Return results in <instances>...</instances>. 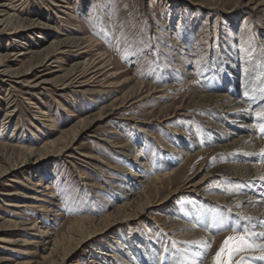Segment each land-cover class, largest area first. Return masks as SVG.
<instances>
[{
	"label": "rangeland",
	"instance_id": "obj_1",
	"mask_svg": "<svg viewBox=\"0 0 264 264\" xmlns=\"http://www.w3.org/2000/svg\"><path fill=\"white\" fill-rule=\"evenodd\" d=\"M239 2L27 0L19 12L23 18L40 12L45 24L56 27L37 44L48 45L64 35L93 41L90 47L67 49L55 57V63L39 73L44 80L59 74L58 64L92 62L100 67L99 53L109 62L101 66L97 79L88 84H84L88 78L81 79L70 90H61L54 82L42 83L33 89L18 84L8 99V82H0V141L34 149L15 175L9 174L0 180V225L5 221L0 227V240H19L14 244L0 242V264H176L177 248L185 252L189 247L187 242L201 240L212 244L203 259V264L210 262L219 243L231 233L213 235L193 225L205 219L210 224L223 207L227 215L225 205L219 208L210 198L202 200L185 194L183 198L177 197L175 208L166 212L169 203L168 193L164 192L165 195L152 198L151 206L140 213L139 198L135 195L153 174L183 166L179 158L182 152L188 156L210 149L209 138L213 136L205 134L207 125L201 122V116L207 114H196L190 105L186 107L184 89H172L183 85L186 72L190 73V80L194 79L203 88L207 77L214 80L218 73L212 70L207 73V68L218 62L220 46L225 40L238 61L236 78L242 101L249 104L256 98L264 99V53L258 54L259 46L264 47V7L262 12H250L249 7H244L248 0ZM256 2L264 4V0ZM27 34L26 37L32 35ZM35 39L28 41L35 42ZM15 45L13 41L3 40L0 50L13 54ZM27 59L21 57L11 62V68H20ZM208 61L211 64L204 67ZM126 76L130 80L125 82ZM135 81L142 83V94L122 103ZM160 89L167 91L153 94ZM132 102L135 103L126 107ZM8 103L16 111L3 129ZM182 105L186 110H179L176 115H181L166 123L164 118ZM249 105L256 115L253 119L261 118L257 121L261 123L264 102ZM98 112L102 117L90 124L86 135H77L72 143L71 136L60 140L62 131ZM101 138L112 140V146L100 141ZM52 141L58 142L56 148L69 144L68 151L73 157L55 156ZM122 142L128 145L126 157L116 153ZM171 148L178 152H164ZM82 155H91L94 159ZM136 155H139L137 160ZM201 159L193 162L185 181H200L204 174ZM217 159L225 160L221 156ZM134 161L137 166L131 165ZM105 164L123 167L126 178L133 170L135 177L129 179L136 183L117 193L116 181L110 174L114 170L107 169ZM225 181L222 177L216 179L209 185L208 193L225 196L227 192L222 190ZM215 184L222 187L217 188ZM13 193H22L25 197L13 196ZM21 204L25 207L18 206ZM79 219L89 220L81 226L75 223ZM167 219L177 221L180 226L175 231L179 232L163 227ZM11 223L19 225L14 229L9 226ZM178 233L186 235L182 238ZM213 239H218L217 243ZM171 241L179 243L173 246Z\"/></svg>",
	"mask_w": 264,
	"mask_h": 264
},
{
	"label": "bare ground",
	"instance_id": "obj_2",
	"mask_svg": "<svg viewBox=\"0 0 264 264\" xmlns=\"http://www.w3.org/2000/svg\"><path fill=\"white\" fill-rule=\"evenodd\" d=\"M47 1L50 2L53 0ZM239 1L240 0H237L238 3H240ZM26 2L27 0H0V44L3 40H6L7 42L13 41L16 43V50L15 52H13V54L7 52V50H0V82H8V91L6 94L8 99L16 89L14 85L18 84L26 86L29 89H33L35 87L40 86V84L42 83L52 82V84H58V87L60 86L61 90H70L73 88L74 84L79 83L78 81L81 79L88 78L85 80L86 83H84L88 84L90 80L98 77L97 74L103 69L101 66L105 67L108 65L109 62L107 57L101 53L97 54L98 59H101V61H99L101 63L100 67H97V65H94V63L92 62H71L67 65L66 63H62L56 66V69L58 70L59 74L51 80H44L45 78L39 76V73L45 71L47 67L52 63H55L53 59H55V57H57L58 55L63 54L65 50L71 48H78L81 50L86 45L90 47L89 44H92L93 41L91 39H85L83 37L64 35L63 37H60L57 40L48 43V45L37 44L38 42H43L45 38L50 34V31H54L56 27L54 25L45 24L44 17L40 12H35L31 18H23L19 14V12L21 11V7L26 4ZM51 6L55 8L59 7L58 4H51ZM244 7H249L250 12H262L264 4L257 3L256 0H248V3L245 4ZM27 33H30L32 35L26 37ZM34 37H36L35 42L28 41L29 39L31 40ZM225 41L220 46L221 54H219V57L217 59L218 62H216V64H211V61H208L204 65L205 67L211 64L210 67L207 68V73H209L211 70L213 72L218 73V76H216V78L215 76L213 77L214 80L211 81L209 80V77H207L208 80L205 79V82L203 81V88L197 82L193 81L194 79L190 80L188 78L190 76V73L186 72L184 80L182 82L183 85L181 87H176L172 89L173 91L179 90V88L184 89L186 91V95L183 97V100L186 107L187 105H190L191 110H193L196 114L197 112L207 114L206 116H201V122H204L207 125L208 130H206L205 134L213 136V139L209 138L210 149L204 152L198 151L195 154L193 153V155L188 156L182 152L179 158L181 159V162H183V166L179 167L176 170L174 168L166 173L153 174L152 179L147 182L145 186L141 188L140 192L136 193L135 195L137 199L139 198V203L137 207L140 213H142L145 207L148 208L151 206L153 200L152 198L166 192L168 193L167 202L169 203L165 210L166 212H169L173 209L174 205L176 204L175 202L177 197L182 196L183 198V195L186 194L187 196L191 195L194 197H199L202 200L210 198L213 200V202L215 201V203L219 204L217 205V207L219 208H221L222 204L225 205L227 209L231 208L233 216H237L238 214L240 217L248 216L253 218L254 221L259 220L264 223V188L244 187L239 192H235L231 195L225 192L226 195H223V197L212 196L208 193L209 187L211 186L210 184H212L216 179L221 177L222 179H226L232 184L257 185L264 183L259 181L258 179L261 175H264V164L260 163L258 156L261 150L264 149V135L258 131L259 122H257L260 121L261 118L260 120L258 117L257 120L253 119L256 117V115L254 113V109H252L249 105H252V103H258L260 101L264 102V99L261 100L256 98V100H254L255 102L250 101L249 104H245L244 100L242 101L243 98L241 99L238 93V80L236 78L237 71H239L237 67L238 61H235L234 56L236 54H233L235 52L232 53L231 47L228 46ZM93 51L95 52L96 50ZM262 52L264 53V47L259 46L258 54ZM11 57L13 58L12 61H10ZM15 57L17 58L14 60ZM21 57H27V62L24 63L18 69H12L11 62H15L19 58L21 59ZM24 76H28L29 78H26ZM123 80L127 81L130 79H128V77L126 76V78H124ZM233 88L234 90L229 91ZM165 91H167V89H160L158 91L154 90L153 94L155 95V92L164 93ZM141 92L142 83L135 81L133 85L126 91L122 103H124L128 99L138 96V94H142ZM147 96H145L144 98H146ZM140 100L141 99H139L138 102ZM134 103L135 102H132L130 104L128 103L129 105L126 107H129L131 104ZM185 105L177 107L176 110L172 112L171 116L164 118L165 122L172 123L174 118L181 115H176L179 110H186ZM35 108L37 107L35 106ZM5 109L6 110L2 122L3 129H6V124L10 123L11 117L14 116V112L16 111L15 109L11 108L9 103L7 104V107ZM200 114L198 116H200ZM210 114L211 116L209 117L208 115ZM100 117H102V114L100 112L89 114L85 118V120L79 121L67 130L62 131L60 135V140L64 139L67 136H71L72 143V141L75 140L77 135H86V133H88V131L91 129L90 124L97 118H99L100 120ZM255 122L256 124H254ZM261 123H264V120ZM49 127L52 128L53 126L49 125ZM99 140L105 142L109 146L111 145L112 141H110L109 139L106 140L102 138ZM52 142L50 143L52 145L51 147L53 149H56L55 156H61L62 158L73 157L70 156L71 152L68 151L71 150L68 147L69 144L67 145L66 143L63 146L56 148L55 146L58 142ZM222 142H224V144H222ZM117 148L119 149H117L118 151H116L117 154H121V156L125 157L127 156L128 145L126 143L122 142L120 145L117 146ZM33 152L34 149L32 147L29 148L24 147L22 145H16L13 144L11 141H0V180L9 174H16L17 170L21 168V166H23L27 158L30 157ZM164 152L172 153L178 151L174 148H171L165 150ZM82 156L87 159H94V157H92L91 155ZM219 156L223 157L225 160L220 161L219 159H217V157ZM137 158H139V155H136L135 159L137 160ZM199 158H202L200 165L204 169V174L202 178L199 182H192L188 180L185 181L188 171H190L193 167V162ZM16 162H19L20 165H15ZM105 165L107 169L114 170V172H111L110 174L111 176L113 175L116 181L115 191H117V193H121L124 189H127L130 186L132 187V185L136 183L134 181H130L131 179H129L135 177L133 170L130 171V177L126 178V175L124 174V172H126V169H124L123 167L108 166V164ZM131 165L137 166L138 163L134 161ZM16 195H21L25 197L22 193H13V196ZM237 205H240V207H237ZM18 206L25 207L23 204ZM223 208L221 210H223ZM188 217L190 218L189 215ZM88 220L89 219H79V221L74 222L78 224L80 223L81 226H85V222H88ZM4 225L5 221L0 225V227H3ZM18 225L19 224L17 223L9 224V226H13L14 229ZM163 225V227L173 233L179 232L178 230L175 231L176 229H178V226H180L178 225L177 221L167 219L165 220V223ZM249 227L255 232L264 231V227H260L259 225L249 224ZM41 228L45 229L46 227ZM181 230H183L184 232L185 229H182L181 227ZM45 235L47 234L45 233ZM185 235L179 234L177 236L184 238ZM213 240L215 241V243H217L218 241V239ZM18 241L19 240H0V242L7 244L18 243ZM128 252L129 250H126V253ZM252 254L258 255L259 253ZM0 262L2 261L0 260ZM125 264L131 263L126 262Z\"/></svg>",
	"mask_w": 264,
	"mask_h": 264
},
{
	"label": "snow or ice",
	"instance_id": "obj_3",
	"mask_svg": "<svg viewBox=\"0 0 264 264\" xmlns=\"http://www.w3.org/2000/svg\"><path fill=\"white\" fill-rule=\"evenodd\" d=\"M124 58V57H122ZM258 131L264 134V123H259ZM260 163L264 164V149L258 154ZM259 181L264 182V175H261ZM217 188H221V184L214 185ZM244 187L264 188V183L253 185L232 184L225 181V187L222 190L228 194L239 192ZM240 207V205H237ZM249 224L259 225L264 227V223L259 220H253L248 216L240 217L232 215V209H228V214H224L223 211L217 212L209 224L207 220H198L193 227L199 225L200 227L210 231L213 235L230 232L219 243L214 254L211 256L210 264H264V231L255 232ZM179 242L171 241L173 246L178 245ZM189 245L185 252H180L176 249V264H203L204 257L212 248L211 242L208 240L187 242ZM250 253H259L258 255H249Z\"/></svg>",
	"mask_w": 264,
	"mask_h": 264
}]
</instances>
